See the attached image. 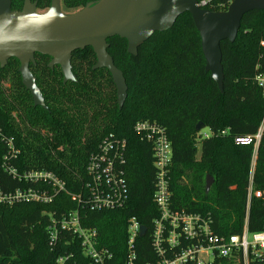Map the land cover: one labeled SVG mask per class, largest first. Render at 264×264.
I'll list each match as a JSON object with an SVG mask.
<instances>
[{
	"label": "trees",
	"instance_id": "obj_1",
	"mask_svg": "<svg viewBox=\"0 0 264 264\" xmlns=\"http://www.w3.org/2000/svg\"><path fill=\"white\" fill-rule=\"evenodd\" d=\"M30 1L36 3L38 13H44L52 0ZM99 1L61 0V7L72 14ZM196 1L214 13L226 11L233 2ZM11 5L13 11H22L24 0H11ZM108 45L128 88L123 107L108 70H93L96 56L92 48L73 54L76 80L67 83L59 66L51 69L49 57L36 55L30 70L46 109L34 106L16 59L0 67V131L5 137L0 140L2 192L46 188L14 180L7 167L20 174L53 173L65 186L48 204L0 203V264H92L79 235L58 227L63 216L76 211L81 226L97 232V250L112 254L105 264H126L131 218L146 228L135 244L134 264H155L161 259L153 245L154 223L160 217L153 200L157 170L153 145L135 130L140 123L162 128L171 144L172 210L209 216L218 235L243 230L254 148L236 145L234 138L255 135L264 118V95L257 82L264 78V11L246 14L235 41L221 42L223 91L206 72L201 38L189 13L179 17L169 31L155 33L136 56L128 53L127 41L119 37L109 39ZM199 123L209 129V138L197 139ZM8 139L18 153L5 161ZM110 139L126 142L121 168L128 200L123 208L96 211L89 203L91 179L86 169L90 158ZM207 176L214 179L208 193ZM253 188L264 192V131ZM55 226L57 240L51 241ZM248 228L250 233L264 229V200L251 199ZM161 245L166 252L163 257L169 258L189 243ZM212 264L236 263L216 259Z\"/></svg>",
	"mask_w": 264,
	"mask_h": 264
},
{
	"label": "water",
	"instance_id": "obj_2",
	"mask_svg": "<svg viewBox=\"0 0 264 264\" xmlns=\"http://www.w3.org/2000/svg\"><path fill=\"white\" fill-rule=\"evenodd\" d=\"M254 11H264V0H233L226 12L217 13L204 9L196 0H100L72 14L62 11L61 0H52L44 13H38L36 3L30 0H24L19 12L12 10L11 0H0V67L16 59L22 84L30 92L34 106L46 109L30 70L36 55L49 57L51 69L59 66L63 82L67 83L76 80L71 65L73 54L92 48L96 56L93 70H108L117 89L118 104L123 107L128 88L123 73L108 53V40H126L128 53L136 56L138 48L155 33L169 31L179 17L189 13L201 38L206 72L223 91L221 42L233 43L244 16ZM205 128L199 123L196 131ZM213 184L214 179L207 176L206 193ZM145 234L142 226L140 237Z\"/></svg>",
	"mask_w": 264,
	"mask_h": 264
},
{
	"label": "built area",
	"instance_id": "obj_3",
	"mask_svg": "<svg viewBox=\"0 0 264 264\" xmlns=\"http://www.w3.org/2000/svg\"><path fill=\"white\" fill-rule=\"evenodd\" d=\"M257 82L264 95V78H257ZM135 130L143 139L153 145L154 165L157 170L153 200L160 212V217L154 223L153 245L156 254L161 259L155 264H212L216 259L228 260L236 264H264V229L260 232L250 233L248 228L251 199L255 197L264 200V192L255 191L253 188L254 172L251 170L249 175L246 218L242 232L229 236L218 235L213 230V221L209 216L179 213L172 210V193L168 176L172 160V147L164 130L148 123L138 124ZM263 131L264 118L255 135L234 138L236 145L253 146L252 162L256 159ZM222 135L225 136L226 132H222ZM210 136L211 134L208 133L201 139H207ZM0 140L5 141L1 131ZM6 144L9 152L4 160L9 161L16 158L18 151L13 147L12 140H6ZM125 148V141L106 140L100 146L99 152L90 158L86 171L91 179L87 187L89 203L93 210H113L126 205L128 188L124 170L121 168L124 162ZM6 171L14 180L17 179L20 182L40 187L46 185V188L28 187L4 194L0 185L1 204H48L55 199L59 192L65 191L64 183L53 173L29 171L20 174L16 169L10 167H7ZM58 227L60 230L71 231L79 235L85 255L92 261V264H105L106 260L111 259L112 254L108 250H97V232L84 229L81 226L77 211L63 216ZM141 227L136 218L129 220L126 264H134L136 259L135 244L140 237ZM57 235L58 229L55 226L51 232V241H56ZM181 240L189 245L174 254L173 257H163L166 252L162 249V242L169 247H176Z\"/></svg>",
	"mask_w": 264,
	"mask_h": 264
},
{
	"label": "rangeland",
	"instance_id": "obj_4",
	"mask_svg": "<svg viewBox=\"0 0 264 264\" xmlns=\"http://www.w3.org/2000/svg\"><path fill=\"white\" fill-rule=\"evenodd\" d=\"M201 5H202V2H201ZM203 7H204V5H203ZM227 10H228V8H227ZM227 10H226V11H227ZM226 11H224V12H226ZM63 12L66 13V14H69V12L66 11V10H63ZM70 14H71V13H70ZM209 132H210V131H209L208 128H205V129L201 130V131L198 133V135H197V139H198V140L201 139V137H202L203 135L208 134ZM198 157H199V155H198ZM255 166H256V159H255L254 162L251 163L250 171L252 170V171L254 172V170H255ZM211 188H212V187H211ZM210 190H211V189H210Z\"/></svg>",
	"mask_w": 264,
	"mask_h": 264
}]
</instances>
